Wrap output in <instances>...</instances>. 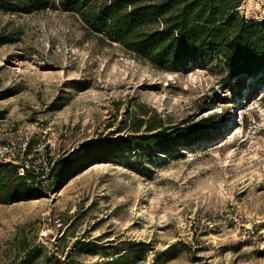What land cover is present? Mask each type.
Returning a JSON list of instances; mask_svg holds the SVG:
<instances>
[{"label":"rangeland","instance_id":"1","mask_svg":"<svg viewBox=\"0 0 264 264\" xmlns=\"http://www.w3.org/2000/svg\"><path fill=\"white\" fill-rule=\"evenodd\" d=\"M237 13L264 23V0ZM222 77L202 56L160 71L60 10L0 14V166L36 179L32 196L0 204V264H22L23 247L38 248L34 264H105L107 246L132 243L130 264H155L168 247L158 264H264V78L226 89ZM139 107L166 125L212 117L210 136L123 149L57 178L62 158L116 134Z\"/></svg>","mask_w":264,"mask_h":264},{"label":"trees","instance_id":"2","mask_svg":"<svg viewBox=\"0 0 264 264\" xmlns=\"http://www.w3.org/2000/svg\"><path fill=\"white\" fill-rule=\"evenodd\" d=\"M243 0H0V14L30 15L60 10L76 16L86 31L99 42L121 46L125 51L147 61L160 71H172L181 63L199 56L215 60L222 66L226 89L243 78H264V23L246 21L238 15ZM140 115L125 119L116 134L84 143L80 150L56 164L60 180L76 175L87 167L104 163L120 155L123 149L161 151L192 146L210 136L212 117L197 123L188 121L166 125L156 111L139 107ZM134 168V167H132ZM0 166V204L10 205L32 196L36 185L33 172L22 168ZM135 170V169H133ZM136 171V170H135ZM80 252L95 255L87 249L93 243L78 242ZM126 252L116 245L105 255V264H130L139 246L132 243ZM173 250L158 253L167 259ZM182 251L188 250L185 245ZM22 264H34L40 253L36 247H23Z\"/></svg>","mask_w":264,"mask_h":264}]
</instances>
